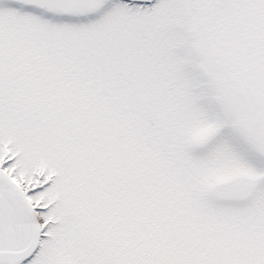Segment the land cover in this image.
Segmentation results:
<instances>
[{"label":"snow or ice","instance_id":"obj_1","mask_svg":"<svg viewBox=\"0 0 264 264\" xmlns=\"http://www.w3.org/2000/svg\"><path fill=\"white\" fill-rule=\"evenodd\" d=\"M0 264H264V0H0Z\"/></svg>","mask_w":264,"mask_h":264}]
</instances>
